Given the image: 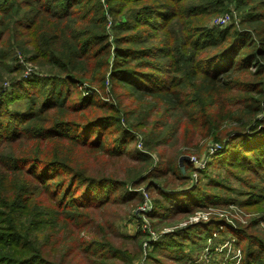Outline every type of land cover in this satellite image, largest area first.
Returning <instances> with one entry per match:
<instances>
[{"label": "rangeland", "instance_id": "rangeland-1", "mask_svg": "<svg viewBox=\"0 0 264 264\" xmlns=\"http://www.w3.org/2000/svg\"><path fill=\"white\" fill-rule=\"evenodd\" d=\"M26 3L31 4L23 8L27 14L21 18L22 22L29 20L31 10L36 11L37 7L30 0ZM95 3L102 5V12L91 15L90 24H84L82 13L71 19L79 22L82 29L89 27L91 34L104 33L105 43L111 45V55L119 36L116 27L132 21L131 16L136 18L150 7L162 4L161 0H115L111 7L106 0ZM91 5L89 3L88 7ZM241 16L232 2L228 11L206 18L205 27H236ZM37 18L34 15L32 21ZM18 29L23 28L18 26ZM124 31L131 37L139 32L134 37L142 38L144 43L140 47L132 43L133 48H129L137 53L154 45L167 51L170 45L165 41L168 36L158 30L142 26L132 32ZM21 39L24 49L11 39V44L5 47L10 48L9 54L1 62L3 66L0 65V142L18 131L30 138L19 140L21 145L16 140L6 141L0 151L14 157L37 152L40 157L46 155V151L44 154L41 151L46 145H53L63 155L57 158V166L59 162L69 166L60 168L62 175L71 179L73 172L79 173L78 178L71 179L76 198L65 200L70 208L58 203V207H62L56 210L51 206L55 202L52 199L55 183L48 181L51 186L46 185V178L35 177L34 173H40L36 168L31 171L27 168L29 163L24 161L10 164L7 170L0 168L4 175L0 174V193L7 203L19 206L22 214L15 221L22 223V229L31 226L32 216L41 221L38 241L48 259L56 264H93L104 252L106 257H116L115 264H244L247 240L264 246V176L254 164L247 168L218 161L220 145L203 134L205 130L199 124L204 120L201 114L209 107L208 99L200 98L201 103L193 108L186 105L174 108L151 96L131 94L127 88L106 81L105 88L95 89H99L100 97L107 100L112 109L105 107L96 113L112 117L104 124L108 134L103 141L108 142L109 152L102 151V147L95 151L88 148L85 141L97 139L95 132L84 133L76 126H57V130L72 136L79 132L87 138L77 135L81 142H75L62 137L52 143L41 129L58 119L52 117V111L63 110V117L58 119L61 124H80L75 118L84 117V112L76 109L84 105L83 97L91 94L82 92V88L75 89L69 81L61 85L66 77L55 74L59 70L52 68L49 62H33L34 50L26 43V38ZM82 53L84 49L78 55ZM84 55L86 63L92 61L86 58L91 54ZM136 57L131 62L132 70L148 71L150 68L146 65L154 63L168 66L167 59L155 61L151 54L144 59L140 55ZM98 59L103 60V52ZM56 77L61 79L56 84L57 97L62 94L63 98L61 105L52 108L40 94L42 89L53 87ZM233 95L231 101H240L237 94ZM28 96L33 98L28 99ZM34 104L35 111L41 114L33 117L25 128H20L17 113H26ZM10 107L12 111L7 113ZM192 109L196 116L190 113ZM48 118L50 121L46 120ZM117 118L120 123L116 125L113 119ZM236 123L230 125L235 127ZM125 129L131 137L127 139H132L133 143L122 135ZM98 136L100 139L101 132ZM39 141H42L40 148ZM125 147L135 153L128 155ZM183 155L188 159H180ZM193 193L202 194L194 197ZM89 194L91 198L84 200ZM181 195L189 207L177 201ZM28 197L31 198L28 200ZM76 199L84 204L74 205ZM66 242L69 244L64 249Z\"/></svg>", "mask_w": 264, "mask_h": 264}, {"label": "trees", "instance_id": "trees-1", "mask_svg": "<svg viewBox=\"0 0 264 264\" xmlns=\"http://www.w3.org/2000/svg\"><path fill=\"white\" fill-rule=\"evenodd\" d=\"M30 1L36 4V11L30 9L31 17L26 22H22L21 18L27 14L23 10L27 5L26 0H0V49H4L0 52V65L3 66L1 62L9 54L10 48L5 47L9 45L10 40L13 39L16 45L24 49L21 38H26V43L35 52L31 58L33 62H49L53 65L52 68L59 70L55 74L66 77L63 81L60 77H56L52 88H44L41 91L40 95L53 106L52 108L61 105L63 96L58 94L57 97L56 93L58 92L56 84L60 80L61 85L64 81H69L75 89L82 88V92L91 94L83 97L84 105H79L76 109L84 112V117L75 118L80 124H61L58 119L63 117V110L52 111L55 113H52V117L58 118L57 122L51 123L48 118L46 120L51 124L41 127L52 143H56L57 139L60 140L59 138L62 137L75 142H81L78 141L77 135L83 139L87 138L79 132L72 136L68 132L57 130V126L65 125L68 128L76 126L84 133L95 132L97 139L87 138L88 140L85 141L88 148L95 151L98 147H102V151H108V146L106 147L108 142L103 140L108 134L106 131L108 128L105 126L112 117L98 116L96 111L105 107L112 109V106L100 97L99 89H95L105 88L107 81L111 85L118 84L127 88L131 94L151 96L174 108L182 105L193 108L201 103L200 98L205 97L209 100V107L201 114L204 120H200L199 124L205 130L203 134L207 135L214 144L220 145L218 154L221 158L218 161L247 168L254 164L256 168L261 169L264 176V0H161L162 4L150 7L136 18L131 16L132 21L116 27L119 36L112 47L113 55L110 53L111 45L105 43L107 36L104 33L91 34L89 27L82 29L79 22L71 19L75 14L82 13L84 24H90V16L102 12V5L96 4V0ZM106 1L111 7L115 0ZM232 2L242 15L239 26L205 27L206 18L228 11ZM89 3L92 5L88 7ZM83 8L85 11H82ZM34 15L38 18L32 21ZM18 26L23 29L17 30ZM142 26L164 32V35L168 36L165 41L170 44L168 50L154 45L144 47L140 53L131 51L129 48H133L132 43L140 47L144 41L142 38L134 37L139 35V32H135L131 37L124 30L132 32ZM11 30L15 35H12ZM122 43L130 47H124ZM90 44L93 45L90 47ZM81 49H84V53L91 54L86 58L92 61L86 63L84 53L78 55ZM101 52H103V60L98 59ZM150 54L155 61L167 59L168 66H157V63H154L146 65L150 68L148 71L130 69L132 60L137 58L136 55L144 59ZM106 72H108L107 76ZM233 94H237L240 101L237 103L231 101ZM32 98L28 96V99ZM10 111H12L11 107L7 113ZM25 112L17 113V116H20V128H25L33 117L36 118L41 114L35 111V104ZM190 113L196 116L194 109L190 110ZM78 114L76 113V116H80ZM234 121L237 125L232 127L230 124ZM113 123L116 125L120 123L119 118L113 119ZM122 135L126 140H130L128 142L133 143L132 139H127L131 138L128 137V129L123 130ZM29 138V135H22L18 131L13 137L0 142V148H3L6 141L16 140L18 141L16 143L21 145L22 142L19 140ZM38 145L40 148L42 141H39ZM41 151L43 154L46 151V155L51 157L46 155L37 157V152L14 157L0 151V168L7 170L10 164L15 165L18 161L29 163L27 168L31 171L36 168L40 172L34 173L35 177L46 178V185H50L48 181L55 183L52 185L54 192L52 199L55 202L51 206L58 210V203H61L69 209L70 204L65 200L70 197L76 198L75 192H72L71 179L78 178L79 173L73 172L71 179L62 175L60 168H69V166L64 162H59L57 166V158L63 155L55 146L46 145ZM125 151L130 156L135 153L127 148ZM56 167L59 168L55 169ZM15 168L19 170L18 166ZM172 171L175 174L174 168ZM5 177L7 178V174ZM176 191L180 192V190ZM201 194L193 193L192 196L199 197ZM88 198H91V194L86 195L84 200ZM75 201L74 205L78 207L84 204L77 202L78 199ZM177 201L183 202L185 208L189 207L185 203L184 195H181ZM74 205L71 207L75 208ZM21 214L19 206L7 203L5 196L0 193V264H56L46 257L43 245L38 241V224L41 221L32 216L29 221L31 226L22 229V223L15 221V218H19ZM210 229L211 227L208 230ZM247 241L243 263L264 264V246L252 244L250 239ZM68 244V242L63 244L64 249H67ZM106 255L107 253L101 252V256L93 264H115L116 257H106Z\"/></svg>", "mask_w": 264, "mask_h": 264}, {"label": "water", "instance_id": "water-1", "mask_svg": "<svg viewBox=\"0 0 264 264\" xmlns=\"http://www.w3.org/2000/svg\"><path fill=\"white\" fill-rule=\"evenodd\" d=\"M180 159H188V156L183 155V156L180 157Z\"/></svg>", "mask_w": 264, "mask_h": 264}]
</instances>
